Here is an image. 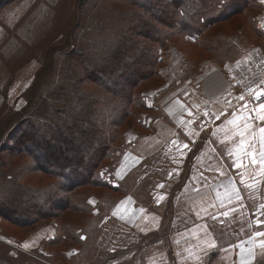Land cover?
<instances>
[{
	"label": "rangeland",
	"instance_id": "obj_1",
	"mask_svg": "<svg viewBox=\"0 0 264 264\" xmlns=\"http://www.w3.org/2000/svg\"><path fill=\"white\" fill-rule=\"evenodd\" d=\"M254 1L255 5L251 7L249 5L230 18L206 28L198 39L180 35L171 37L165 46L158 48L160 62L155 67L157 76L141 81L134 89L133 96L139 95L138 99L156 107L157 102L164 97H173L180 101L181 93L184 92L182 102L187 112L184 120L186 126L192 125L202 115L227 111L230 103L239 95L234 92L230 94L228 86L223 90L228 93V97L231 96V100L227 103L216 101L224 92L212 93L205 87H201V91L199 86L193 84L181 90V86L182 82L187 80L184 78L187 74L196 77V69L201 73L200 63H218L220 68L224 65L228 66L230 61L243 59L245 51L251 46H253L251 52L243 61L248 63V67L245 72L242 69L241 77L248 78L251 83L258 80L264 69V44L261 36L264 34V11L258 0ZM140 11L138 7L121 0H0V134L5 132L1 135V140L4 141L1 147L9 139L6 131L16 128L18 119L31 120L32 123L36 122L34 119L39 120V116H32L28 112L38 103L44 101V107L48 110L52 106H58L56 102L60 100L64 102L76 97V93H69L65 98L59 96L60 88L70 83L67 78L74 81L77 75L82 74V63L76 62L77 65H74V62L66 61V52L70 54L74 50L82 51L81 55L85 57L93 53L92 57L96 59L98 52H102V48L109 42L122 37L123 34H132L134 28L129 27L130 22L133 14ZM50 49H52V61L46 57ZM72 57L75 61L82 60L78 56ZM69 59L72 60L71 57ZM100 64V61H96L90 65ZM207 74L209 71L205 69L204 76ZM84 84L99 92L105 99L107 94L98 86L92 82ZM130 108L132 113L130 112L131 114L127 115L116 128H112L116 130V135L110 147L111 156L102 161L100 175L103 173L105 176L114 171L115 155L119 153L118 157H120L123 150L118 151L121 148V136L125 142L128 128L139 129L142 117L148 111L134 104ZM106 109L102 115L110 117V107ZM21 110L19 114L14 113ZM42 118L48 119L46 116ZM4 122L7 124L2 128ZM140 129L143 130L141 127ZM9 142L11 144V141ZM177 151L180 152L179 147H175L173 152L171 148L164 149L163 153H160L161 151L156 153L154 158L160 153L171 160L176 158ZM7 154L0 150V160L2 157L5 159ZM30 162L27 158H20L15 163L20 169H11L16 180L11 181L10 184L4 182L0 176V203L4 205L7 213L12 212L17 219L23 218L16 214L21 210L16 208V205L30 197H35L37 192L33 190L43 188L44 191L38 192L43 195L57 189L50 186L54 185L56 180L38 170L33 171ZM133 182L134 177H130L123 183L127 193L133 191ZM153 182L154 179L149 177L144 183V188ZM18 183L23 187H17ZM120 187L124 191L122 184ZM122 190L115 192L102 187L83 186L70 194L81 202L86 201L87 211L71 208L56 210L54 211L56 216L41 217L29 225L9 223L8 220L0 218V246L4 247L5 253L10 257L21 258L24 262L36 260L43 264H97L98 260L95 256L91 257L90 253L84 252V249L100 250L99 253H102L106 247L110 253L119 249L125 251L124 256L111 258L109 264H150L154 260L165 259L166 254V256L170 255L169 260L167 257L168 262L158 264H201L205 261V258L201 259L199 256L197 260L184 259L182 255L174 257L170 252L171 247L169 251L166 245L168 241L160 242V238H157L159 232H148L152 228L151 225L139 230L129 223L133 222L129 215L118 218L115 206L118 199L125 194ZM135 194L131 192V195ZM15 197H21V200L11 207L6 200ZM141 197L145 203H148L150 199L148 190L143 189ZM183 202L184 199H179L178 206L181 207ZM260 211L256 208L253 213H241L238 215L240 218L237 223L238 230L228 232V229L222 227L220 234L224 238H228L226 235H229V238L234 240L254 233L249 236L253 238L247 241L251 242L252 239L254 242L264 241V230L257 232L248 230L250 223L253 225L254 217H257L255 214ZM26 218L28 219L27 216ZM66 223L81 227L87 225V231L90 228L94 233L87 232L89 238L86 245L76 243L64 234ZM162 232L166 236L170 235L168 231ZM79 234L80 240L85 237L84 234ZM178 245L177 254L185 249V244L178 243ZM256 254L258 255L256 259L264 257V245L256 251ZM247 259L248 257L244 259V256L238 259L236 256V260L229 259V262L220 260V257L214 258L213 261L216 264H250Z\"/></svg>",
	"mask_w": 264,
	"mask_h": 264
},
{
	"label": "crops",
	"instance_id": "obj_2",
	"mask_svg": "<svg viewBox=\"0 0 264 264\" xmlns=\"http://www.w3.org/2000/svg\"><path fill=\"white\" fill-rule=\"evenodd\" d=\"M258 3L264 11V0ZM261 36L264 44V34ZM252 48L245 51L243 59L230 61L228 66L200 63L201 73L197 69L196 77L186 73L187 80L182 82L181 90L193 84L212 93L224 92L228 86L230 94L239 95L227 111L202 115L186 126L184 92L180 101L164 97L156 107L144 101L148 111L141 120L143 130L128 128L115 169L105 175L108 183L120 190L122 184L125 191L116 202L117 217L129 215L133 220L129 223L139 230L151 225L149 233L168 231L170 235L159 241H168L174 257L204 259L217 249L220 260L229 262L244 256L252 264L258 256L256 251L263 248L262 240L256 241L259 245L253 239L247 241L254 233L234 240L220 234L222 227L228 232L238 230V215L253 213L256 208L261 211L255 214L248 230H264V95L258 96L261 90L264 92V69L252 83L241 77L248 67L243 61ZM205 69L209 74L204 76ZM175 147L180 150L176 158L168 160L160 155L164 149L173 152ZM130 177H134L133 191L127 193L123 183ZM149 177L154 182L144 188ZM143 189L148 190V203L141 197ZM179 199H184L181 207ZM178 243L185 244L179 254ZM166 255L149 263L168 262L170 255Z\"/></svg>",
	"mask_w": 264,
	"mask_h": 264
},
{
	"label": "trees",
	"instance_id": "obj_3",
	"mask_svg": "<svg viewBox=\"0 0 264 264\" xmlns=\"http://www.w3.org/2000/svg\"><path fill=\"white\" fill-rule=\"evenodd\" d=\"M121 1L141 10L133 14L129 26L134 28L132 34H123L122 37L104 45L105 47L102 48V52H98L96 59L92 57L93 53L85 57L81 55L82 51L74 50L70 54L66 52V61L74 62V65L76 62L82 63V74L77 75L74 81L67 78L70 83L60 88L59 96L65 98L69 93H76V97L64 102L60 100L56 102L58 106H52L48 110L44 107V101L32 107L31 111H28L29 114L39 116V120L34 119L36 122L32 123L31 120L18 119L17 127H13L9 132L6 131L9 139L2 147L4 141L2 142L1 135L5 132L0 134V150L8 153L5 159L2 157L0 160V176L4 182L10 184L11 181L16 180L11 169H20L15 163L20 158H27L31 161V169L54 178L56 183L50 186L57 188L43 195L38 193L40 190L44 191L43 188L33 190L37 192L36 196L22 202H19L21 197L6 200L11 207L19 202L16 208L21 210L16 214L22 216L23 219L15 218L12 212L7 213L4 205L0 203V218L8 220L9 223L29 225L41 217L56 216L54 211L66 208L87 211V202H81L70 194L83 186L120 191L119 187L108 183L103 173L99 174L100 166L104 159H109L111 156L110 147L116 135V130L112 128H116L127 115L132 113L131 105L134 104L140 109L146 108L144 101L138 99L139 95L133 96L134 89L141 81H146L156 75L157 68L155 67L160 62L158 48L165 46L168 40L175 35L193 36L194 39H198L206 28L230 18L249 5L251 7L256 4L254 0ZM135 30H137L136 33ZM51 51L52 49L46 55L50 61L53 59ZM72 56L82 58V62L75 61ZM96 61H100L101 64L90 65ZM85 82H92L98 86L107 94L106 97L104 96L105 99L99 92L86 87ZM109 107L111 118L102 115L103 111ZM21 112L22 110L14 113ZM44 116L48 119L42 118ZM105 123L107 125H104ZM4 124L7 123L4 122L2 128ZM123 145L125 142L121 136V148L118 151L122 150ZM113 154L112 152V156ZM118 156L119 153H116L113 160L114 165ZM16 186L23 187L20 183ZM87 227V225L81 227L66 223L64 234L76 243L86 245L89 238L87 232L94 233L90 228L87 231ZM76 231L84 234L85 237L80 240V234ZM164 236L163 233L157 238ZM166 245L170 251V244ZM217 251V249L211 250L201 264H216L213 260L217 259ZM84 252L90 253L91 257L95 256L98 260L97 264H109L114 256L125 254L123 249L110 253L107 247L102 253H99L100 250L88 251V249H84ZM0 264L43 263L36 260L24 262L21 258L10 257L5 253L4 247L0 246ZM253 264H264V257L256 259Z\"/></svg>",
	"mask_w": 264,
	"mask_h": 264
},
{
	"label": "built area",
	"instance_id": "obj_4",
	"mask_svg": "<svg viewBox=\"0 0 264 264\" xmlns=\"http://www.w3.org/2000/svg\"><path fill=\"white\" fill-rule=\"evenodd\" d=\"M262 91V90H261ZM259 92L258 93V96L259 97H262V95H264V92L262 91V92ZM230 93V92H229ZM231 100V96L230 97H228V93L227 92H224L223 94H221V96H219L218 98H217V102H220V103H227V102H229Z\"/></svg>",
	"mask_w": 264,
	"mask_h": 264
}]
</instances>
